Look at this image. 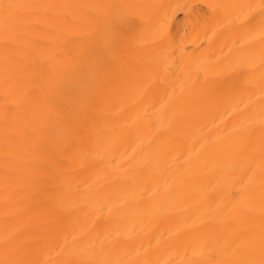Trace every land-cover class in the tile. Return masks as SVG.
Listing matches in <instances>:
<instances>
[{"label": "bare ground", "instance_id": "obj_1", "mask_svg": "<svg viewBox=\"0 0 264 264\" xmlns=\"http://www.w3.org/2000/svg\"><path fill=\"white\" fill-rule=\"evenodd\" d=\"M0 264H264V0H0Z\"/></svg>", "mask_w": 264, "mask_h": 264}]
</instances>
